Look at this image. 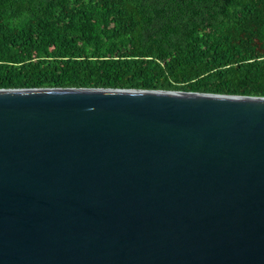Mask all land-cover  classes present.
<instances>
[{
  "label": "water",
  "instance_id": "obj_1",
  "mask_svg": "<svg viewBox=\"0 0 264 264\" xmlns=\"http://www.w3.org/2000/svg\"><path fill=\"white\" fill-rule=\"evenodd\" d=\"M0 264H264V96L0 88Z\"/></svg>",
  "mask_w": 264,
  "mask_h": 264
},
{
  "label": "trees",
  "instance_id": "obj_2",
  "mask_svg": "<svg viewBox=\"0 0 264 264\" xmlns=\"http://www.w3.org/2000/svg\"><path fill=\"white\" fill-rule=\"evenodd\" d=\"M264 96V0H0V88Z\"/></svg>",
  "mask_w": 264,
  "mask_h": 264
}]
</instances>
